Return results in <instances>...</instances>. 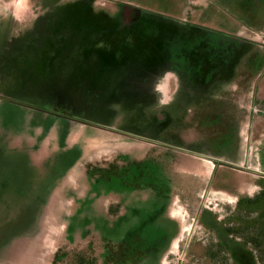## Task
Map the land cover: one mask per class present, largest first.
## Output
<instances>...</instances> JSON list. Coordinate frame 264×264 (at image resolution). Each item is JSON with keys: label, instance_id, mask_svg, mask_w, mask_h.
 <instances>
[{"label": "flooded vegetation", "instance_id": "1", "mask_svg": "<svg viewBox=\"0 0 264 264\" xmlns=\"http://www.w3.org/2000/svg\"><path fill=\"white\" fill-rule=\"evenodd\" d=\"M26 1L27 11L21 13L19 7ZM132 1L117 0L105 10L103 5L106 3L102 0H82L84 4L100 8L101 12L90 14L95 16L88 18V22L100 21L103 29L95 41H87L85 47L77 52L81 64L95 69L103 67L113 70L116 68L115 63L128 68L127 75L121 82L126 86V90L131 91L130 95L117 98H121L119 103L128 108L138 107L142 118H138L139 121L137 118L133 119L134 129L122 128L114 122L115 119L122 117H114L113 124L106 123L103 127L107 128L108 131L104 130L107 133L110 130L121 129L132 136L131 138H138L139 140L133 144L135 149L131 151L120 144V148L115 144L109 146L108 151L113 157L108 159L107 163H85V167L82 166L84 174L78 177L81 183L78 190L73 187H62L59 184L61 181L76 174L78 161L84 162L85 158L82 157L84 151L68 148L72 152L67 153V149L61 147L60 154L63 157L58 161L50 160L39 164V167L48 173L42 175L38 169V177H31L30 172L36 171L39 163L34 158L38 144L26 139L19 141L15 134V126L12 128L13 131H8L9 136L3 134L0 112V212L2 209L10 208L14 203V199L8 200L5 197L21 196L12 192L14 189L19 192V187L30 178L33 183L29 184L27 192L33 197L34 202L36 199V208L34 204L32 209H37L35 212L24 211L20 216L22 222H18L16 226L11 223V229L21 227L25 232L19 236L17 231L18 236L16 234L12 240L5 239L10 232L5 233L3 245L12 242L10 245L12 253L20 241L33 247L37 242L40 245L46 224L53 220L65 228L69 243H74L73 236L77 232L79 236L77 240L86 244L90 253L80 258L87 259L80 260V264H161L179 235V222L171 213L177 200H183L193 207L195 196L200 192L203 194L202 198L212 190L221 193L228 191L240 193L243 176L252 174L261 181L259 185L261 193L253 200L240 199L241 209L238 211H245L255 217L250 220L237 217L236 220L238 225H247V229L263 230L262 235L253 240L256 250L260 251L259 249L264 248V172L260 169L257 159L254 160L255 155L251 151L253 148L249 141L252 142L250 140L252 125H256L253 123L254 118L264 120V110L257 108L258 103L252 105L249 113L251 124L248 122L247 126L249 136L244 147L241 140L246 117L243 100L241 98L238 104L239 100H236L235 96L239 93L236 95L232 93L233 91L224 93L223 90L232 84L230 77L232 74L236 77L244 64V57L242 59L238 55L242 53L244 56L248 44L256 46L258 44L254 39L246 37L245 31L255 29L264 39V13L260 18V12L264 11V2H261L263 0H245L248 4L246 11L237 6L239 0H200L201 4L197 7L192 5L191 0H182L181 16L169 17L170 23L162 21L150 34L143 35L145 39L150 40L146 51L149 53V49L152 51L154 48L155 52L142 53L140 56L134 50L135 34H138V25L144 22L146 16L143 15V6L140 2L136 4ZM256 3L261 4L260 8H257ZM64 4L65 0H57L51 5ZM210 4H215L221 9H224L226 4L235 13L244 12L243 14L250 18L244 24L236 15L235 19L241 25L242 32L231 38L219 36L220 40L216 41L220 43L221 54L230 55L229 62L226 61L227 58L222 57L213 60L208 57V51L202 52L203 46H209L210 39L202 36L201 31H206L203 24L194 21L204 20L202 13L197 16L195 13L198 9H203L202 12L208 10ZM51 7L45 0H0L1 102L25 103L14 97V86L11 84L13 79L9 76L14 72L16 60L22 53L25 54L23 60L28 54L36 53L37 37L34 38V34L42 21L51 18L53 13ZM255 16H258L260 21L256 26L251 21L256 18ZM41 34L42 37L50 35L48 31ZM158 40L168 44H175L180 40L182 42L192 40L195 43L191 49L185 50L187 47L183 43V47L177 51L166 53ZM44 41L45 44L39 47V54L45 60L48 59L47 61L54 60L62 50L57 46H50L46 37ZM18 43L23 44L17 47ZM155 46L160 48L157 49ZM120 53L123 57H120L122 55ZM258 56L264 58V55ZM89 57L93 59L91 62L87 61ZM136 62L140 64H135ZM5 85H11V94L4 91ZM215 87L222 89L215 94L213 93ZM49 100L50 103L45 102L36 113L45 118L70 120L66 123L68 125H79L86 129L87 125L82 121L95 112L93 107H82L84 105L82 103L66 106V103L62 102L64 99L58 95L50 97ZM73 118L77 121L71 122ZM139 151L142 153L140 158L150 151L149 153L154 155L152 157L159 159L163 166L158 167L155 173L151 169L129 170V159ZM23 156L26 157L28 175L20 174L16 176V180L11 179L10 174L15 177L14 167ZM164 162L168 167H164ZM203 164L209 166V175L206 178L198 168ZM81 178H86L85 182ZM36 181L41 183L38 189ZM51 182L58 184L53 185ZM54 191H58L60 198H65L61 208L57 205L62 201L47 207L48 199ZM83 197H90V203L94 202L95 205L102 199H107L110 205L105 211L101 206L95 220L88 218L85 222L83 221L85 209H78L80 206H77ZM68 199L71 200V204L66 207L64 203ZM79 216L83 221L82 228L76 226V223L73 224L74 219ZM196 223H201L217 236L219 246L233 264H264V251H260L261 260L258 259L255 252L248 247L251 243L234 238L230 233L231 229L225 226L228 223L219 222L210 209L203 208L202 203L198 209ZM20 238L23 240H18Z\"/></svg>", "mask_w": 264, "mask_h": 264}, {"label": "rangeland", "instance_id": "2", "mask_svg": "<svg viewBox=\"0 0 264 264\" xmlns=\"http://www.w3.org/2000/svg\"><path fill=\"white\" fill-rule=\"evenodd\" d=\"M49 6H52L53 13L51 18L47 21H42L34 34V38L37 37L35 45V52L27 55V58L23 60L24 53L16 60L14 72L9 76L13 79L11 84H13L14 97L18 100H23L25 103L18 102L15 104L13 101H0V112H2L3 121V134L9 136L8 131H13L12 128L15 126L16 136L19 141L28 138V141H34L38 146L45 149L48 146L49 141L64 140L66 135L64 133L63 127L65 129H70V125L66 124L67 119L51 117L45 118L38 115L37 110L43 104L50 103V97L58 95L62 102L66 103V106L75 105L77 103H82L83 106L93 107L94 113H91L90 117L84 119L82 123L87 125L85 129L83 139L95 142L93 147H86L85 159L81 164L77 166L76 174L71 177L70 182H68L69 187L78 190L80 187V180L78 177L83 176L85 163H107L108 159L113 157L108 151L109 146H117L119 144L121 147L126 149L134 150L133 144L136 143L138 138H131L132 136L124 133L121 129L114 131L110 130L107 133V128L103 127L106 123L113 124L114 117H122V119H115L114 122L125 129H134L135 118H142L139 113V108L134 106L133 108H128L124 104L119 102L121 98H117L122 95H130L131 91L126 90V86L122 84V78L127 75L128 68L123 65L115 63L116 68H93L80 63L79 54L77 51L85 47L87 41H95L99 37V32L102 31V22H88V18H93L100 11V8H94L88 4L82 3V0H65L66 4L62 6L51 5L55 4L57 0H45ZM106 3L103 5L105 10L108 9L117 0H102ZM128 1V0H127ZM131 1V0H129ZM192 5H200V0H191ZM134 3H139L142 5L143 15L146 16L144 22L138 25V34H135L136 47L134 48L137 55L140 56L142 53L153 54L155 52L154 48L152 51L149 49V53L146 48L149 47V39H145L143 35L146 33H151L156 29L162 21L170 23L169 17H174L175 15L181 16L182 11V0H133ZM261 2H264L261 1ZM260 2V3H261ZM239 8L243 10L248 9V4L245 0H239ZM256 3L257 8H260L261 4ZM27 1L19 7L21 13L25 10L27 11L28 5ZM139 5V4H138ZM226 5V4H225ZM224 5V9L217 7L215 4H210L208 10L203 11V9H198L195 15H200L202 13L204 20H197L203 24V28L206 31H201L203 37L210 39L209 46H203V51H208V57L216 60L217 58L230 60V55L224 56L219 50L220 40L219 36L235 37L242 32L241 25L235 19L236 15L242 19V22L247 21L248 15L243 13H235L231 8ZM263 10V7H261ZM260 18L263 17L264 11L260 12ZM24 17V16H23ZM253 18L252 24H260L259 17L255 16ZM246 19V20H244ZM197 23L199 25H202ZM263 27V26H262ZM260 27V28H262ZM100 28V29H99ZM50 34L49 36H43L41 33ZM57 36V38H56ZM245 36L257 41V46L248 44L244 50L243 54H239L238 57L243 59L244 64L242 68L238 71V75L230 77L231 83L229 87L224 89L226 91H233L238 104L243 100L244 110H245V122L242 128V141L244 147L247 144L249 130V113L252 109L254 103H258V109L264 110V58H260L258 55H264V39L261 37L262 34L255 30H246ZM45 37L50 46H57L62 50L61 54L51 61H47L39 54L40 46L45 44ZM233 39V38H232ZM236 41L235 39H233ZM161 48L164 52L168 53L171 51H177L185 45V50L194 47V41L180 42L168 44L165 41H161ZM23 43H18L17 47H21ZM153 46V45H151ZM212 46V47H210ZM159 49V46H155ZM253 48V49H252ZM133 50V52H134ZM122 54V53H120ZM123 57V54L120 56ZM95 58V57H94ZM92 58H87V61L91 62ZM96 60V58H95ZM138 61V60H136ZM82 62V60H81ZM80 63V64H79ZM140 64L136 62L135 64ZM11 85L4 86V91L10 93ZM222 88H213V93L217 94V91ZM11 94V93H10ZM256 94V95H255ZM242 96V97H241ZM255 96V101L253 102ZM124 97V96H123ZM110 101H112L110 103ZM34 106H33V105ZM41 104V105H40ZM136 104V103H135ZM38 106V107H37ZM47 107L46 105H44ZM40 111V110H39ZM52 119V120H51ZM75 118L73 121L75 122ZM253 120V119H252ZM77 121V120H76ZM139 121V119H138ZM53 122V124H51ZM254 124L252 125L251 131V144L253 150V155H255L254 160L257 159L260 164V169L264 172V120L262 118L255 117ZM249 124H251L249 122ZM53 125V127H51ZM66 125V126H65ZM250 126V125H249ZM74 129L81 128L79 125L74 126ZM104 130H107L106 132ZM75 131V130H74ZM101 131V132H100ZM82 132V130H81ZM99 133L100 135H98ZM153 133V132H152ZM100 136V137H99ZM154 136V134H152ZM167 137V136H166ZM75 140V137L72 138ZM82 142V138L77 137L74 145ZM110 143L111 145H108ZM115 144V145H113ZM65 145V144H64ZM66 146V145H65ZM120 148V147H119ZM50 149L53 152V145L50 144ZM66 152H72L68 150L66 146ZM159 151V150H158ZM50 152V153H51ZM61 153L56 151V154ZM150 152V151H149ZM147 152L146 156H142L141 151L133 154L134 157L129 159V170L130 168L134 171H145L146 169H151L152 172H156L158 167L163 166V163L156 159L153 154ZM47 151L42 152L46 154ZM149 153V154H148ZM51 156H55L54 154ZM50 156V157H51ZM136 156V157H135ZM137 158V159H136ZM46 161V159H44ZM26 157L20 159L19 163L14 167L13 174L15 177L11 179L16 180L18 175H28V168L25 164ZM164 167H168V164L164 162ZM27 168V169H26ZM199 172L205 176L209 175V166L203 164L198 167ZM40 170V174L45 175L48 171L44 170L42 167H37ZM142 169V170H140ZM30 172L31 177H38V171ZM85 182L86 178H81ZM239 181V180H238ZM240 182V181H239ZM33 180L30 178L28 181H24L23 185L19 187V192L14 189L12 193L19 194L21 196H7L8 200L14 199V203L8 209H2L0 212V264H80V259L88 255L90 251L86 247L83 241L77 240L79 236L77 232L73 236L74 243L68 242L65 234V228L58 225L53 220H49L45 227V234L40 241L38 247H33L29 243L19 242L18 246L12 253V247L5 244V239L12 240L13 236L19 232V236H22L25 230L21 227L17 229H11V223L17 225L18 222H22L20 216L24 211H36V199L35 202L33 197L28 195L29 184H32ZM242 186L239 192L228 191L227 193L216 192L212 190L205 198H202V193L200 192L195 196V206L188 204L187 202L181 200L176 201L171 213L176 217L179 222V235L176 237V242L173 243L171 251L163 259L161 264H233L228 256L224 253L218 243L217 236L207 230L201 223H196L195 220L198 214V209L203 204L204 209H210L217 220L221 223L227 222L225 225L230 230V233L234 238L242 240L244 243H251L248 247L251 248L258 259L261 260V252L263 249L256 250L255 242L253 241L255 237L262 235L263 230L257 229H247V225H238L237 217L243 218L245 220L252 219L255 215H249L245 211L239 212V200H253L261 193V181L258 177L254 175H244ZM240 185V184H239ZM238 185V186H239ZM85 186H87L85 184ZM84 190V188H82ZM55 193L58 191H54ZM23 198V200H22ZM54 199V198H53ZM52 199V201H53ZM41 201V197L39 198ZM63 197H55L54 205L59 201L61 204L57 205L61 208ZM51 201V203H52ZM71 204V200L68 199L64 203L66 207ZM80 204V205H79ZM80 206L78 209H85L83 221L89 218L95 220L96 215L99 214L101 206L104 207L102 210H106L110 203L107 199H102L96 205L94 202L90 203V197H83L79 200ZM53 205V206H54ZM264 205V204H263ZM9 206V205H8ZM76 208V205H75ZM92 209V210H91ZM246 209V208H244ZM75 210V209H74ZM14 213H16L14 215ZM64 215H61L63 217ZM55 219V215H54ZM82 219H74L73 224L82 228ZM237 221V222H236ZM58 222V221H57ZM232 223V224H231ZM84 225V224H83ZM44 228V227H43ZM235 228V229H232ZM79 229V227H78ZM18 231V232H17ZM10 232L8 236L4 239L5 233ZM22 238L18 239L21 240ZM23 240V239H22ZM2 247V248H1ZM262 264V263H261Z\"/></svg>", "mask_w": 264, "mask_h": 264}, {"label": "water", "instance_id": "3", "mask_svg": "<svg viewBox=\"0 0 264 264\" xmlns=\"http://www.w3.org/2000/svg\"><path fill=\"white\" fill-rule=\"evenodd\" d=\"M75 125H70V129H68V130H66L65 128H64V126H62L63 127V130L62 131H64V133H65V135H66V137H65V139L64 140H60V141H58L57 140V144H56V142H55V140L54 139H52V141H49V143H48V146L45 148V149H43V148H41L42 146H38L37 147V150H36V154H35V156H34V158L39 162L38 164H37V166L36 167H39V164L40 163H43L44 164V162H45V160L44 159H46V161H58V159H60V157H63L59 152H57V153H59V154H56V151H62V148L61 147H65L66 148V146L68 147V148H71V149H77L79 152L80 151H84V153H85V151L86 150H83L86 146L87 147H93V145H94V143L95 142H91V141H89V140H86V139H83V137H84V133H85V128H80L79 129V127L77 128V129H74L75 127H74ZM52 127H53V125H52ZM75 130V131H74ZM81 130H82V132H81ZM98 135H100L99 133H97ZM73 137H75V140H72V138ZM77 137H79V138H82V142H80L79 144H77V145H74L75 144V142H76V138ZM100 137V136H99ZM26 140H28V138H26ZM31 141V140H30ZM52 143V145H53V152H51L52 150L50 149V144ZM66 146H65V145ZM86 145V146H85ZM45 151H47V153L46 154H42V152H45ZM51 152V153H50ZM83 153V155L85 156V154ZM55 155V156H51V155ZM51 156V157H50ZM84 156H82L83 158H85ZM81 160V159H80ZM79 164H81V163H79V161H78V163H77V166L79 165ZM41 166V165H40ZM36 170H37V168H36ZM70 180H71V177H69V179H65L64 181H61L59 184L62 186V187H65V186H67V187H69V184H68V182H70ZM51 184H53V185H55V184H58V182H56L55 184H54V182H51ZM41 186V183L40 182H38V181H36V189H38L39 187ZM70 188V187H69ZM55 197H59V193L58 192H54L53 193V195H51L50 197H49V202L47 203L48 204V206L47 207H49L50 205H53L54 204V200H55ZM54 198V199H53ZM52 199H53V201H52ZM51 201H52V203H51ZM58 202V201H57ZM38 242L37 243H35L34 244V246L37 248L38 247Z\"/></svg>", "mask_w": 264, "mask_h": 264}]
</instances>
